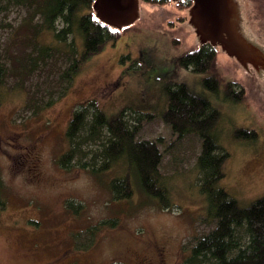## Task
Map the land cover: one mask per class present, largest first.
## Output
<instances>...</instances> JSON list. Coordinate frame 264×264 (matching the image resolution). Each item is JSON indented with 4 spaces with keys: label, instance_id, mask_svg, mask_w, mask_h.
Masks as SVG:
<instances>
[{
    "label": "rangeland",
    "instance_id": "rangeland-1",
    "mask_svg": "<svg viewBox=\"0 0 264 264\" xmlns=\"http://www.w3.org/2000/svg\"><path fill=\"white\" fill-rule=\"evenodd\" d=\"M179 1H139L138 18L81 62L62 96L61 74L82 52V37L73 33L57 41L52 31L36 34L43 19L34 16L33 7L16 0L0 3V181L6 202L0 210V264H184L190 245L214 222L199 187V137L188 135L167 148L174 136L161 116L168 104L165 87L172 83L187 84L220 111L214 133L229 153L220 185L241 207L264 196V67L260 76L252 62L243 64L219 45L221 76L242 84L246 99H227L223 86L217 94L206 90L204 74L178 62L200 46L189 9L177 7ZM232 4L244 35L264 49V0ZM63 27L56 22L57 30ZM34 43L51 46L50 54L38 59ZM90 99L108 121L123 110L129 118L136 111L154 114L143 122L139 138L163 141L160 171L170 194L168 209L135 181L130 198H113L108 182L125 174L122 162L103 173L81 167L78 158L91 161L99 142L84 144V155L67 169L60 166L73 112ZM242 130L256 136H239ZM105 220L117 224L96 229ZM240 234L245 239V230Z\"/></svg>",
    "mask_w": 264,
    "mask_h": 264
},
{
    "label": "trees",
    "instance_id": "trees-1",
    "mask_svg": "<svg viewBox=\"0 0 264 264\" xmlns=\"http://www.w3.org/2000/svg\"><path fill=\"white\" fill-rule=\"evenodd\" d=\"M3 0H0V3ZM11 1V0H7ZM33 7L34 16L40 14L43 21L37 28L52 31L57 41H65L69 34L77 33L82 37L83 50L74 56L70 65L62 72L61 79L66 87L60 96L71 86L81 62L91 53L99 51L105 40L116 41L124 30L113 28L98 19L93 10L94 0H16ZM151 4H167L172 0H144ZM191 0H180L176 6L189 9ZM183 17L178 20L183 21ZM62 21L64 27L56 29V22ZM172 25V23H170ZM176 43H178L176 41ZM51 46L33 44L38 59L50 54ZM74 52V50H71ZM74 54V53H73ZM218 48L210 44H200L179 57L178 62L185 68L204 74L203 87L218 93L224 87L225 97L233 102L246 99L245 87L237 81H224L217 65ZM4 72L0 69V88L3 84ZM168 97L163 121L169 126L174 139L173 143L188 135H196L201 141V150L197 157L199 171V187L206 198V215L214 222L213 228L195 238L190 245V254L184 264H264V196L247 207H241L227 189L220 185L225 177L224 164L229 153L218 142L214 130L220 119V111L210 100L194 92L185 83H172L165 87ZM126 110L112 121H108L103 110L94 99L79 104L69 121L66 138L68 149L60 155L61 167L73 165L74 159L84 155V144H101L89 162L78 158L81 167L93 172L103 173L122 162L126 171L124 175L115 176L108 182V187L116 200L128 199L134 193V181L141 190L157 201L162 209L170 207V194L166 186L160 166L164 157L160 145L162 139H142L139 133L143 122L154 118V114L133 112L135 116H126ZM239 136L255 137L253 130L239 132ZM0 210L5 208V200L1 196ZM72 207V201H67ZM117 221H102L101 225L114 227ZM240 230H245V239Z\"/></svg>",
    "mask_w": 264,
    "mask_h": 264
},
{
    "label": "water",
    "instance_id": "water-1",
    "mask_svg": "<svg viewBox=\"0 0 264 264\" xmlns=\"http://www.w3.org/2000/svg\"><path fill=\"white\" fill-rule=\"evenodd\" d=\"M140 0H94L93 10L103 23L122 30L139 16ZM178 1V0H174ZM189 23L194 27L200 44L222 46L243 64L252 62L261 76L264 49L247 38L237 23L232 0H191Z\"/></svg>",
    "mask_w": 264,
    "mask_h": 264
},
{
    "label": "flooded vegetation",
    "instance_id": "flooded-vegetation-1",
    "mask_svg": "<svg viewBox=\"0 0 264 264\" xmlns=\"http://www.w3.org/2000/svg\"><path fill=\"white\" fill-rule=\"evenodd\" d=\"M140 1H144V0H140ZM161 253V252H160ZM161 255H162V253H161ZM163 260H162V258H161V262H162Z\"/></svg>",
    "mask_w": 264,
    "mask_h": 264
}]
</instances>
